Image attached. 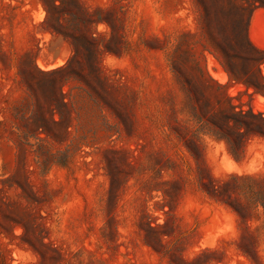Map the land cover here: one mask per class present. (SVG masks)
I'll return each mask as SVG.
<instances>
[{"label": "rangeland", "instance_id": "rangeland-1", "mask_svg": "<svg viewBox=\"0 0 264 264\" xmlns=\"http://www.w3.org/2000/svg\"><path fill=\"white\" fill-rule=\"evenodd\" d=\"M0 264H264V0H0Z\"/></svg>", "mask_w": 264, "mask_h": 264}, {"label": "trees", "instance_id": "trees-1", "mask_svg": "<svg viewBox=\"0 0 264 264\" xmlns=\"http://www.w3.org/2000/svg\"><path fill=\"white\" fill-rule=\"evenodd\" d=\"M238 117H236V115L234 114H228V116L226 117V128L230 129V128H234V130H236L237 134L239 133V129H240V122H239V115H237ZM230 123H232V127L230 125ZM221 137L227 142L229 143V140L227 138L226 135H221Z\"/></svg>", "mask_w": 264, "mask_h": 264}, {"label": "bare ground", "instance_id": "bare-ground-1", "mask_svg": "<svg viewBox=\"0 0 264 264\" xmlns=\"http://www.w3.org/2000/svg\"><path fill=\"white\" fill-rule=\"evenodd\" d=\"M254 41H256V40L254 39Z\"/></svg>", "mask_w": 264, "mask_h": 264}]
</instances>
